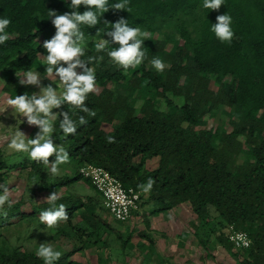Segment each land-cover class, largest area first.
I'll return each instance as SVG.
<instances>
[{
	"label": "trees",
	"instance_id": "16d2710c",
	"mask_svg": "<svg viewBox=\"0 0 264 264\" xmlns=\"http://www.w3.org/2000/svg\"><path fill=\"white\" fill-rule=\"evenodd\" d=\"M201 4L202 0H129V12L109 7L96 26L81 27L86 49L82 59L95 57L89 67L95 70L96 91L85 100L95 115L68 104L52 110L68 111L77 122L76 134L61 139L58 115L52 134L54 143L68 151L73 171L49 183L48 165L19 152L20 160L9 161L0 149V184L6 186L8 173L18 168L40 192L65 188L56 205H65L69 219L53 228L41 223L39 213L51 207L47 199L21 197L11 208L5 204L0 209V264H44L34 250L12 244L3 234L11 226L38 223L53 231L52 240L69 241L59 249L55 264H82L72 258L76 252L97 243L106 245L102 230L109 226L97 212L101 195L79 172L85 163L105 168L124 188L139 191V207L156 205L151 209L154 215L190 204L196 217L194 235L204 249L212 245L205 239L211 234L213 243L223 247L234 264H264V0H225L219 10ZM50 10L71 11L62 0H0V16L11 20L6 29L9 38L0 45L3 91L10 98L31 95V85L18 80V74L28 71H38L46 86L58 88L49 77L54 73L47 71L42 47L55 33ZM78 10L86 9L81 5ZM225 12L233 21L231 43L220 42L209 30L217 15ZM121 17L129 26L150 33L142 46L145 59L134 68L117 66L107 50L95 48L100 41L97 30ZM154 57L165 63L164 71L152 67ZM219 110L225 117L220 116L215 128H207L206 118L218 116ZM80 116L87 121L84 125L79 124ZM103 123L110 128L104 129ZM153 158L156 165L148 169L145 163ZM48 159L54 161V156ZM149 177L153 188L143 199L139 186ZM80 180L95 198L73 193L71 186ZM74 218L80 221L75 224ZM230 225L247 233L249 247L237 249L229 241ZM118 236L124 244L129 241ZM140 236L153 246L146 233Z\"/></svg>",
	"mask_w": 264,
	"mask_h": 264
},
{
	"label": "clouds",
	"instance_id": "9594fccd",
	"mask_svg": "<svg viewBox=\"0 0 264 264\" xmlns=\"http://www.w3.org/2000/svg\"><path fill=\"white\" fill-rule=\"evenodd\" d=\"M62 2L71 9L62 14L55 10L48 12V18H51V24L55 28V33L49 39L44 40L42 47L46 50V63L49 66L47 71L54 73L61 84V92L58 95L57 90L51 85L42 86L40 76L36 71H28L24 78L19 79L23 86L36 85L40 88L38 93L29 95L27 92L15 95L7 100L17 114L26 117L27 123L38 126V131L34 138H27L21 131H17L9 142V147L15 152L26 153L27 156L36 162L51 167L46 169L52 175H57L59 166L70 163V156L66 148L54 144L52 134L54 133V118L58 115L62 117L59 123V129L63 134L61 139L77 132V122L74 121L68 111H60L59 114L52 110L59 109L61 105H71L81 112L90 113L85 104V100L90 92L96 91L95 70L89 67V64L95 57L85 56V34L81 30L82 26L93 27L98 24L102 14L111 7L114 10H127L129 0H117L110 4L109 0H62ZM225 0H202L201 7L208 10H219ZM83 5L85 9L80 12L78 9ZM232 17L225 12L217 15L216 22L210 23V31L222 43H231L234 37L232 29ZM11 20L6 16H0V45L8 40L6 31ZM100 34V41L95 44L97 52L107 50V55L111 61L123 69L134 68L140 65L145 59V53L142 50L143 42L150 36V33L141 31L138 27L129 26V21L121 17L110 26L102 30H97ZM101 33L108 39L102 38ZM109 45H117L108 49ZM102 59V57H101ZM152 67L158 71H164L166 65L158 57L150 61ZM80 69L78 72L77 69ZM95 115V113H90ZM87 121L83 116L79 117V124L84 125ZM113 137L109 136L108 141L112 142ZM49 156H54V161H49ZM154 180L149 177L145 184L140 185L143 193H149L153 188ZM61 197L53 192L47 196V203L51 207L39 213V221L48 228H53L58 221H67L69 219L65 210V205H56V201ZM7 204L9 208L13 202L9 198L8 187L0 184V209ZM119 216V213H117ZM238 241L237 247L243 244L249 245V241L244 235L234 237ZM35 255L42 259L44 264H55L61 256V252L56 250L51 244L41 243L35 250Z\"/></svg>",
	"mask_w": 264,
	"mask_h": 264
},
{
	"label": "rangeland",
	"instance_id": "374dc122",
	"mask_svg": "<svg viewBox=\"0 0 264 264\" xmlns=\"http://www.w3.org/2000/svg\"><path fill=\"white\" fill-rule=\"evenodd\" d=\"M24 74H18V80L24 78ZM39 76L40 84L46 86L43 82V75L39 73ZM49 77L57 82L58 88L56 90L59 95L62 90L60 81L54 75H49ZM3 85L4 80L0 75V149L8 156L9 161L16 162V160L21 159V156L9 147L12 137L17 131H21L27 138H34L39 129L36 125L28 124L26 117L17 114L7 104L10 97L3 91ZM110 86L112 85L110 84ZM31 87V94L40 91V88L36 85H31ZM136 104H139V101ZM217 115L216 117L206 118L205 126L207 128H215L218 125L220 116L221 118L225 117L220 110ZM103 127L106 130L110 128L106 123H103ZM52 140L54 143V138ZM156 160L157 158H153L147 161L145 167L148 169L153 168L156 165ZM137 161L138 159H136ZM50 167L51 163L48 165V168ZM72 171L73 165L68 163L59 166L57 175H52L46 171V176L50 183L62 175H70ZM5 180L9 190V198L12 202L19 200L21 197L28 198L31 196L37 200H45L47 196L52 194L36 190L33 182L28 181L27 174L20 173L18 168L11 169ZM71 190L81 196L91 195L94 198L96 197L94 191L86 187L83 180L73 184ZM54 192L57 195L63 194L65 188H59ZM142 195L143 199H146L147 193H142ZM155 207L156 205L146 204L139 207L138 215L134 214L127 221L120 222L113 219L102 208L101 203L97 211L99 219L109 226L105 227L104 225L102 230V238L105 240L106 245L97 243L89 249L76 252L72 258L82 264H234V258L223 247L213 243L211 234L205 236V239H208L209 243L212 244L207 249L197 243L194 235L195 227L192 226V222H196V217L190 204L183 203L166 212L163 211L159 215L151 213V209ZM79 221V218H74L73 223L76 224ZM206 231L209 233L208 228ZM142 232L154 241L153 246H149L147 238L140 236ZM52 233L51 229L38 223L30 226H11L3 232L12 244L34 251L41 243L51 244L56 250L64 249L70 243L61 237L52 240ZM119 233L121 236L128 237L129 241L126 244L118 236ZM207 253L209 254L207 255Z\"/></svg>",
	"mask_w": 264,
	"mask_h": 264
},
{
	"label": "built area",
	"instance_id": "2783aa9c",
	"mask_svg": "<svg viewBox=\"0 0 264 264\" xmlns=\"http://www.w3.org/2000/svg\"><path fill=\"white\" fill-rule=\"evenodd\" d=\"M79 172L83 178L88 179L95 189L100 193L102 205L110 216L120 222H125L134 215V212L139 210L140 192L132 188H124L121 182L105 168L85 163L79 168ZM119 213V216L117 215ZM244 235L251 243L246 232L236 230L232 225L228 228V239L237 249L247 248L241 244L237 247L238 241L234 237Z\"/></svg>",
	"mask_w": 264,
	"mask_h": 264
}]
</instances>
